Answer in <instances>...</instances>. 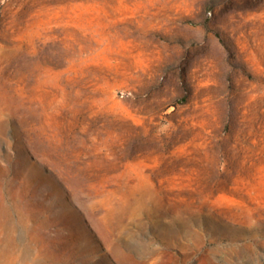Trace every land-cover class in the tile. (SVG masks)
<instances>
[{
  "label": "rangeland",
  "instance_id": "rangeland-1",
  "mask_svg": "<svg viewBox=\"0 0 264 264\" xmlns=\"http://www.w3.org/2000/svg\"><path fill=\"white\" fill-rule=\"evenodd\" d=\"M1 264H264V0H0Z\"/></svg>",
  "mask_w": 264,
  "mask_h": 264
},
{
  "label": "bare ground",
  "instance_id": "bare-ground-1",
  "mask_svg": "<svg viewBox=\"0 0 264 264\" xmlns=\"http://www.w3.org/2000/svg\"><path fill=\"white\" fill-rule=\"evenodd\" d=\"M1 254H2V251L0 250V256H1ZM1 264V263H0Z\"/></svg>",
  "mask_w": 264,
  "mask_h": 264
}]
</instances>
